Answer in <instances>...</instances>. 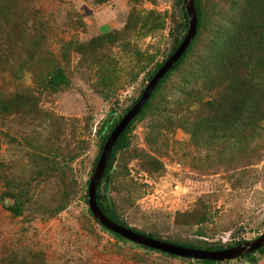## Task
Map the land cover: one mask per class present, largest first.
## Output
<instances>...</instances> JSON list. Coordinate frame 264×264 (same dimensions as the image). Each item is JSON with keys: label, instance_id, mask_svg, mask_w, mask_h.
<instances>
[{"label": "rangeland", "instance_id": "374dc122", "mask_svg": "<svg viewBox=\"0 0 264 264\" xmlns=\"http://www.w3.org/2000/svg\"><path fill=\"white\" fill-rule=\"evenodd\" d=\"M4 2L0 42L17 39L0 48V264H200L114 239L88 203L104 137L188 32L184 3ZM199 5L191 52L133 124L100 193L138 233L222 250L264 234V96L257 109L232 104L224 124L209 104L234 76L264 89V49L239 60L244 0ZM59 69L64 79H51ZM221 264H264V248Z\"/></svg>", "mask_w": 264, "mask_h": 264}, {"label": "trees", "instance_id": "16d2710c", "mask_svg": "<svg viewBox=\"0 0 264 264\" xmlns=\"http://www.w3.org/2000/svg\"><path fill=\"white\" fill-rule=\"evenodd\" d=\"M182 3H184L183 0H180ZM196 3V9H197V15H198V30L200 28V25L202 24L203 21V15L201 13L200 9V0H195ZM184 11H185V24L184 27L188 28L189 27V17L186 11L185 6H183ZM8 3H3L0 5V22L2 21L3 18L7 17L8 15ZM242 14H241V21H238L240 24H238L237 32L233 34L232 36V42L236 43L237 45L235 46L238 55L240 56V61L244 62L242 59L243 57L247 58L249 61L253 59L254 56H257L261 50L264 49V0H244V6L241 9ZM240 30V31H239ZM244 30V32L242 31ZM239 31V32H238ZM198 35V33H197ZM185 36L182 37L181 41L179 42L178 46L181 44ZM197 37V36H196ZM17 38H12L10 42H6L5 38L0 42V48L1 50L6 49L7 52H10V49L15 45ZM196 40V38H195ZM194 40V41H195ZM194 43V42H193ZM193 43L190 45V47L187 49L185 55L180 59V61L172 68V70L167 74V76L160 82L158 85L156 91L154 92L152 98L154 95L158 92V90L162 87V85L165 83V81L169 78V76L178 69V67L185 61L187 55L191 52L193 48ZM235 45V44H234ZM177 46V47H178ZM233 44L231 45V47ZM174 48V50L171 52V54L177 49ZM231 51V52H230ZM228 63L232 67V69L235 70L236 66L238 65V62L235 64L234 59V51L232 49L228 50ZM170 54V55H171ZM242 56V57H241ZM2 57L0 58V63L2 62ZM7 55H4V58H6ZM261 60V57L259 61ZM245 63V62H244ZM163 64H160L157 69H159ZM156 69V71H157ZM154 72V74L156 73ZM234 71L230 74H233ZM154 76V75H153ZM152 76V77H153ZM152 77L150 79H152ZM63 80V72L61 69L55 71L52 74V78ZM51 81V80H50ZM224 93L222 94V103L215 104L213 102V105L209 104V106H212L213 110L216 111V115L219 117V120L222 124H224L223 121H229L231 116L233 115V110L234 106L232 104H236L240 107L244 106H252L254 109H257L259 107L256 106L257 103H260V99L264 96V89L258 88L257 86L255 87L252 82H250L247 79H243L239 76H234L231 79L230 85L226 88V91H223ZM151 98V99H152ZM150 99V101H151ZM150 101L146 104L142 112L138 115V117L126 128L125 132L119 137L117 140L116 144L114 145L112 154L110 156V160L107 166V169L105 171V175L103 177V180L98 188V193H97V200L98 204L103 211L105 215H107L111 220L115 221L116 223L129 228L128 225H125L124 223H121L118 221L116 218V213L114 209L112 208L111 204H109L107 198L103 195H101V186L105 180H109L111 178V172L114 168V159L117 153L123 149H126L130 145V139H129V133L131 131V128L135 121H137L143 114L147 106L149 105ZM231 102V103H230ZM132 107V106H131ZM130 107V108H131ZM217 107V108H215ZM129 108V109H130ZM211 110V109H210ZM258 111V110H257ZM127 113V112H126ZM255 113V111H252L251 114ZM109 135L105 136L102 142V149L104 147V144L106 140L108 139ZM101 149V152H102ZM100 155V154H99ZM99 157L97 158V161L99 160ZM97 163V162H96ZM96 166V164H95ZM94 166V170H95ZM98 223V222H97ZM100 226L101 230L108 234L109 236H112L116 240H125L122 237H120L117 234L112 233L111 231L107 230L105 227H103L101 224L98 223ZM151 237V236H149ZM127 242V241H126ZM169 243V242H168ZM139 248L158 253V254H163V255H168L165 253H160L157 251H153L147 248H144L142 246H139L135 244ZM184 247H189V248H196V249H202L200 246H192V245H186ZM210 250H216L217 248H209ZM263 250V249H262ZM260 250V251H262ZM172 258H178L175 256L168 255ZM197 261V260H196ZM200 264H221L217 262H211V261H197Z\"/></svg>", "mask_w": 264, "mask_h": 264}, {"label": "water", "instance_id": "95a60500", "mask_svg": "<svg viewBox=\"0 0 264 264\" xmlns=\"http://www.w3.org/2000/svg\"><path fill=\"white\" fill-rule=\"evenodd\" d=\"M184 5L189 17L188 32L185 35L181 44L177 49L167 58L163 65L156 71L152 79L147 84L145 90L137 100V102L127 111L123 118L116 124L111 131L108 139L106 140L99 160L95 167L94 173L90 178L88 187V203L90 211L94 219L105 227L107 230L114 234L119 235L123 239L142 246L144 248L165 253L183 259H191L197 261H211L223 263L240 259L251 253L264 248V234L256 240L222 250H205L189 248L184 246L175 245L158 239H154L147 235L138 233L130 228H126L115 221L111 220L101 210L97 193L98 188L103 180L105 171L107 169L110 156L112 154L114 145L119 137L125 132L126 128L138 117L146 104L152 98L160 82L167 76L172 68L180 61L185 55L187 49L194 42L198 33V15L195 0H183Z\"/></svg>", "mask_w": 264, "mask_h": 264}, {"label": "flooded vegetation", "instance_id": "af4514ba", "mask_svg": "<svg viewBox=\"0 0 264 264\" xmlns=\"http://www.w3.org/2000/svg\"><path fill=\"white\" fill-rule=\"evenodd\" d=\"M244 243H247V242L239 243V244H236V245L230 246V247H228V248H232V247H235V246H238V245L244 244ZM228 248H226V249H228ZM246 256H247V255H246ZM244 257H245V256H244ZM242 258H243V257H242Z\"/></svg>", "mask_w": 264, "mask_h": 264}]
</instances>
